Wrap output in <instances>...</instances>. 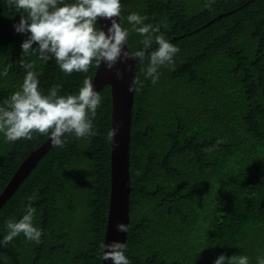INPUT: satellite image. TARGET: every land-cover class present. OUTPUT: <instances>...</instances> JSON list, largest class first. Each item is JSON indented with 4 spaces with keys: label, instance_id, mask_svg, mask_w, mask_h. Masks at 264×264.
<instances>
[{
    "label": "trees",
    "instance_id": "obj_1",
    "mask_svg": "<svg viewBox=\"0 0 264 264\" xmlns=\"http://www.w3.org/2000/svg\"><path fill=\"white\" fill-rule=\"evenodd\" d=\"M122 17L144 23L179 51L159 66L156 82L135 61L130 139V264H212L264 253V0H121ZM23 10L0 0V102L19 89L35 61L40 88L75 94L87 73L65 74L54 60L24 56L13 31ZM127 27V22L125 21ZM143 39L131 31L128 47ZM153 48L156 45L153 43ZM93 118L94 135H69L50 146L0 205L5 223L19 219L32 198L40 242L18 235L0 247V264H102L111 191L112 97L109 85ZM46 134L8 142L0 133V194Z\"/></svg>",
    "mask_w": 264,
    "mask_h": 264
},
{
    "label": "clouds",
    "instance_id": "obj_2",
    "mask_svg": "<svg viewBox=\"0 0 264 264\" xmlns=\"http://www.w3.org/2000/svg\"><path fill=\"white\" fill-rule=\"evenodd\" d=\"M7 3L24 13L12 25L14 32L24 36L20 43L23 55L35 56L41 63L54 60L65 74L87 73L90 65L97 68L103 65L105 71L111 72L117 63L127 70V61L143 64L147 58L142 71L155 83L158 67L171 64L179 51L160 33L158 25L144 23L145 16L133 11L122 17L121 0H7ZM101 21L106 23L101 25ZM130 29L143 37L142 47L134 52L127 47ZM19 63L25 69L22 83L0 102V133L6 141L31 140L34 133L46 134L51 146L62 148L69 135L81 138L95 134L93 118L102 98L89 78L83 79L75 94L60 95L59 85L46 91L40 88L35 61ZM7 75V67L0 70V77ZM114 75L119 80L123 74L116 68ZM128 90H140L134 79ZM118 131V126L113 127L107 138L111 140ZM34 212L29 197L24 214L6 221L7 231L0 237V247L20 234L26 240L40 242L42 231L33 224ZM115 230L126 233L128 225L117 223ZM100 248V260L130 264L126 241L112 240L102 243ZM212 264H250V258L245 254L226 257L220 253ZM256 264H264V253L256 257Z\"/></svg>",
    "mask_w": 264,
    "mask_h": 264
},
{
    "label": "water",
    "instance_id": "obj_3",
    "mask_svg": "<svg viewBox=\"0 0 264 264\" xmlns=\"http://www.w3.org/2000/svg\"><path fill=\"white\" fill-rule=\"evenodd\" d=\"M100 23L103 25L106 21ZM127 64V70L124 65L117 63L111 72L105 71L101 65L96 69L92 81L97 91L104 85L110 86L112 97L111 129L116 126L119 128L117 134L111 139V191L105 243L112 240L126 241L127 232H117L115 225L121 222L129 225L130 220V139L134 91H129L128 88L131 81L135 80V62L129 60ZM116 68L120 69L123 74L119 80L114 75ZM50 146L48 139L22 162L0 194V205ZM102 264H110V261H103Z\"/></svg>",
    "mask_w": 264,
    "mask_h": 264
}]
</instances>
